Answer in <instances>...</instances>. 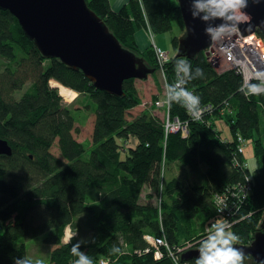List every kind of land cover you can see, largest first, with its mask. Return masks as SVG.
I'll return each instance as SVG.
<instances>
[{
  "label": "trees",
  "instance_id": "16d2710c",
  "mask_svg": "<svg viewBox=\"0 0 264 264\" xmlns=\"http://www.w3.org/2000/svg\"><path fill=\"white\" fill-rule=\"evenodd\" d=\"M86 2L121 45L143 57L155 72L159 67L154 49L149 42L142 51L138 48L136 30L168 31L174 20L184 27L173 0H128L118 10H112L109 0ZM255 32L264 40L263 32ZM172 42L177 49L178 38ZM0 58L4 63L0 69V137L11 147L10 155H0V264L27 260L25 241L41 234H45L43 242L53 246L50 264H75L79 254L91 264L100 257L115 264H175L168 249L199 248L214 231L212 224L223 220L215 195H225L233 202L229 189L243 184L246 176L251 193L242 200L239 212L227 220L241 218L229 225L239 238L236 244L251 242L264 211V91L247 94L235 71L217 73L203 51L191 59L170 56L163 66L168 112L188 121V134L165 137L161 119L152 112L127 118L128 110L140 103L132 84L135 79L123 82L120 97L96 89L81 71L43 57L17 19L3 9ZM178 67L183 73L180 89L174 87ZM50 80L76 91L77 96L88 95L95 103L89 152L74 138L72 111L61 104ZM23 87L18 98L13 97ZM185 90L194 93L201 104L212 105L213 115L191 120L184 97L178 95ZM224 100L231 113L222 115L219 109ZM218 118H225L229 125L231 137L226 140L216 129ZM237 134L253 145L254 168L242 166L245 157L236 153ZM131 138L137 140L134 147H129ZM55 141L59 156L50 151ZM172 162L187 168L186 175L194 179L164 177L165 167L169 169ZM144 187L149 193L141 202ZM152 194L159 195L158 206ZM65 226L79 238L62 242ZM82 231L87 232L88 241L79 235ZM145 234L164 237L160 259L154 258ZM188 261L196 263V259ZM243 264L260 263L245 255Z\"/></svg>",
  "mask_w": 264,
  "mask_h": 264
},
{
  "label": "water",
  "instance_id": "95a60500",
  "mask_svg": "<svg viewBox=\"0 0 264 264\" xmlns=\"http://www.w3.org/2000/svg\"><path fill=\"white\" fill-rule=\"evenodd\" d=\"M184 33L178 37L176 57L193 58L205 51L212 38L206 27L219 20L203 21L192 15L191 0H177ZM0 9L8 10L18 21L24 35L33 41L45 58H56L73 70H79L101 91L117 97L124 95L127 79H146L155 72L145 59L123 47L108 26L86 0H0ZM238 29L242 35L257 30L264 33V0H249ZM11 147L0 137V155H10ZM255 262L264 261V217L247 245L234 244ZM199 248L183 252L182 259H196Z\"/></svg>",
  "mask_w": 264,
  "mask_h": 264
},
{
  "label": "built area",
  "instance_id": "2783aa9c",
  "mask_svg": "<svg viewBox=\"0 0 264 264\" xmlns=\"http://www.w3.org/2000/svg\"><path fill=\"white\" fill-rule=\"evenodd\" d=\"M148 30L151 32L149 28ZM152 47L156 55L157 64L159 67L158 71H160V74L166 84L163 66L169 61L170 55L168 52H165L160 47H158L153 41ZM203 52L205 53L207 60L218 72L228 70L235 71V73H237L242 79V90H244L247 94H257L264 90V40L256 32L242 35L239 29H232L229 34L223 36L222 38L212 39L210 46ZM182 74V68L178 67L175 71L174 80V87L176 89H180L183 86ZM165 86H167V84ZM166 89L165 96L162 99H157L154 101V106L156 108L163 109V116L159 118L162 121L164 136L167 137L169 133L179 132L182 137H186L188 134V121H182L176 116L171 117L169 115V94L168 88ZM190 94L196 96L194 93ZM184 104L189 118L191 120L197 121H202L206 115H213L215 109L210 104H201L199 99L196 105H191L184 97ZM228 107V100H224L223 106L219 109V113L222 115L224 113H231ZM223 140L226 139L224 138ZM248 143H250V141L241 134L236 135L237 155H244L243 153L245 151V146ZM233 159L236 164L239 163L240 165L237 157H234ZM241 164L243 167L247 168V162L245 160H242ZM251 190L252 187L250 179L248 176H246L245 182L243 184H236L229 189L230 192L228 194H230V196L233 198V202H229L228 197L225 195H215L214 199L218 207L217 210L220 214L219 216H221L223 219L221 222H226L229 226L235 221L241 219H234L232 222L227 220V218L234 217L239 212L238 210L242 200L248 198ZM236 200L241 201L239 203L236 202ZM215 225V223L212 224L213 227ZM144 239L150 246L153 247L152 253L154 258L160 259L163 255L160 250V246H166L164 237H156L151 234H145ZM189 246L190 245L177 249L176 252H171L170 249H168V254L175 264H191L188 260H183L181 254L182 252L186 251ZM106 259L107 258H102L98 264H105L106 261L104 260Z\"/></svg>",
  "mask_w": 264,
  "mask_h": 264
},
{
  "label": "rangeland",
  "instance_id": "374dc122",
  "mask_svg": "<svg viewBox=\"0 0 264 264\" xmlns=\"http://www.w3.org/2000/svg\"><path fill=\"white\" fill-rule=\"evenodd\" d=\"M173 1L177 3V0H173ZM142 30L144 31V33L146 32L147 35V39L143 38L145 44L149 42L152 45V41H153L162 50L168 52L170 56H174L176 52L172 40L175 37L177 38L180 37L184 33V27L181 29L180 24L177 20H174L172 22V27L170 30L164 32H158V33L150 32L148 28L137 29L136 37L138 40L140 39L137 32L138 31L141 32ZM142 33L143 32H141V35ZM3 64H4L3 60L0 58V69L3 68ZM159 73L155 72L149 74L146 79H135L132 82V84L136 88L140 103L137 106H134L133 108L128 110L127 118L129 120L134 118L138 114L143 113V111L152 112L154 115L158 117L163 116V109L154 107V101L157 99H162L165 96L167 90L166 89L167 86H165L166 84L164 82V79L160 76ZM54 83H57L59 85L56 86V84ZM50 85L52 87H56L59 95L61 96V104L63 106H66L72 111V115L74 117L75 127H76V130L73 131V136L77 141L81 142L85 146V151L89 152L92 142V132H93V125L95 118V113H94L95 103L92 102L91 99L86 94H78L76 99L68 100L67 97H65L61 93L60 86L62 85H60V83L54 80H50ZM24 88L25 87L16 91V93L13 92V97L18 98V95L24 91ZM214 123L216 129L219 131L221 136H223L224 138L231 137L229 125L227 124V120L225 118L215 119ZM136 142L137 140L135 138H131L129 141V147H134L136 145ZM50 151L54 155L59 156L57 141L53 143V145L50 148ZM84 156H86V154H84ZM244 157H245V161L247 162V167L254 168L255 159L253 155V145L251 143H248L245 146ZM186 173H187V168L181 167L177 163L172 162L171 164H169V169L165 167L164 177L176 176L181 180H184L186 178H189V180L194 179V175H189L188 177ZM148 193H149V189L147 187H144L140 199L141 202H145L147 200L146 195ZM151 200L155 205L157 206L159 205V195L152 194ZM262 217H264V211H262L261 213V218ZM69 227L70 226L64 227V232L61 237V241L64 243L69 242V240H72V238L73 239L79 238L78 234L76 236L75 232L72 229H69ZM80 232L79 235L81 234V238L86 239L85 237L87 232L86 231H82V233ZM44 236L45 234H41L37 237L25 241L28 264H50L49 253L50 250L53 248V246L52 245L50 246L43 242ZM86 241H88V239H86ZM102 258L104 257L98 258L96 264H98L102 260ZM104 261H106L105 264H115L114 262H110L109 259H106Z\"/></svg>",
  "mask_w": 264,
  "mask_h": 264
},
{
  "label": "clouds",
  "instance_id": "9594fccd",
  "mask_svg": "<svg viewBox=\"0 0 264 264\" xmlns=\"http://www.w3.org/2000/svg\"><path fill=\"white\" fill-rule=\"evenodd\" d=\"M249 0H191L192 15L196 18L200 14V19L207 22L219 20L220 23L214 27H206L205 33L212 39H220L229 34L232 29L237 30L242 22L241 17L246 13L243 9L248 7ZM184 70H188L185 60ZM186 98L191 105L198 103V97L191 95L188 91L178 93ZM207 239L201 242L198 249L199 256L196 264H243L245 253L242 249L234 247L238 242V236L229 230L226 222L216 224ZM75 252V249H73ZM14 264H28L26 259H16ZM75 264H91V261L83 254H79V259ZM260 264H264L261 261Z\"/></svg>",
  "mask_w": 264,
  "mask_h": 264
},
{
  "label": "crops",
  "instance_id": "0c3cea01",
  "mask_svg": "<svg viewBox=\"0 0 264 264\" xmlns=\"http://www.w3.org/2000/svg\"><path fill=\"white\" fill-rule=\"evenodd\" d=\"M127 1H128V0H109V2H110V4H111V8H112V10H117V9H119L120 5L122 6V5L126 4ZM141 32H143L142 35H141ZM141 32H140V31L137 32L138 35H139V39H140V40L137 39V37H136V32H135V34H134V38H135V41H136V43H137V45H138V48L142 51V50L146 47V45L148 44V42H147V44H145V43H144V39H143V38L147 39L146 32L144 33L143 30H142ZM156 72L159 73V71H156ZM154 73H155V72H154ZM159 74H160V73H159ZM160 76H161V74H160ZM161 77H162V76H161Z\"/></svg>",
  "mask_w": 264,
  "mask_h": 264
},
{
  "label": "bare ground",
  "instance_id": "6f19581e",
  "mask_svg": "<svg viewBox=\"0 0 264 264\" xmlns=\"http://www.w3.org/2000/svg\"><path fill=\"white\" fill-rule=\"evenodd\" d=\"M247 58H248V57H247ZM247 58H246V59H247ZM214 69H215V68H214ZM215 71H216L217 73H223V72H225V71H223V72H218L216 69H215ZM54 84H56V86L59 85V84H57V83H54ZM60 90H61L62 95H64L65 97H67L68 100H74V99H76V97H77V92L74 91V90H72V89H69V88H66V87L60 86ZM263 91H264V90H263ZM243 154H244V153H243ZM69 239H70V237H69Z\"/></svg>",
  "mask_w": 264,
  "mask_h": 264
}]
</instances>
